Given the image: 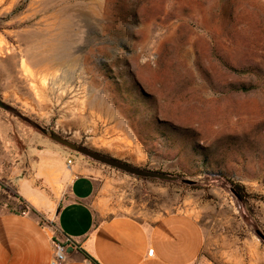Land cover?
<instances>
[{"label":"rangeland","instance_id":"374dc122","mask_svg":"<svg viewBox=\"0 0 264 264\" xmlns=\"http://www.w3.org/2000/svg\"><path fill=\"white\" fill-rule=\"evenodd\" d=\"M0 100V212L31 210L7 175L43 154L91 163L47 130L176 177L137 209L201 213L212 264H264V0H0Z\"/></svg>","mask_w":264,"mask_h":264},{"label":"crops","instance_id":"0c3cea01","mask_svg":"<svg viewBox=\"0 0 264 264\" xmlns=\"http://www.w3.org/2000/svg\"><path fill=\"white\" fill-rule=\"evenodd\" d=\"M39 159L30 175H7L31 210L0 212V264H50L53 242L65 240L61 264H212L215 241L226 239H212L201 213L137 209L152 184L80 160L67 166L53 153ZM214 258L240 264L229 248Z\"/></svg>","mask_w":264,"mask_h":264},{"label":"water","instance_id":"95a60500","mask_svg":"<svg viewBox=\"0 0 264 264\" xmlns=\"http://www.w3.org/2000/svg\"><path fill=\"white\" fill-rule=\"evenodd\" d=\"M0 109L2 110L6 109L5 104L1 100H0ZM41 132L44 135H47L55 143L69 149L70 151L75 152L76 154L81 155L100 165L119 171L126 175L140 179H151V180H158L163 182H175L178 180L176 177H172L155 171L143 170L141 168L116 160L114 158L107 157L106 155L100 154L98 152H94L85 147L74 144L54 133L48 132L47 130H41ZM184 183L187 185L193 184V182L191 181H184ZM255 234L261 241L264 242V236L259 231H256Z\"/></svg>","mask_w":264,"mask_h":264},{"label":"trees","instance_id":"16d2710c","mask_svg":"<svg viewBox=\"0 0 264 264\" xmlns=\"http://www.w3.org/2000/svg\"><path fill=\"white\" fill-rule=\"evenodd\" d=\"M5 106H6V109L4 111H6V112L12 111L11 107H9L8 105H5ZM107 157H109V156H107ZM89 161H91V160H89ZM91 163L92 164H98V163L93 162V161H91ZM98 165H100V164H98ZM158 173H160V172H158ZM122 174H124V173H122ZM163 174H165V173H163ZM165 175H168V174H165ZM169 176H171V175H169ZM130 177H132V176H130ZM172 177H174V176H172ZM132 178H135V177H132ZM135 179L143 180V181L161 182V183H173V182H163V181L151 180V179H140V178H135ZM225 181L228 183L229 189L232 192V194L239 201L244 202L250 198V196L245 193V189L243 186H241L240 184L234 183L232 181H228V180H225ZM22 212H24V211H22ZM32 212H34V211H32Z\"/></svg>","mask_w":264,"mask_h":264},{"label":"built area","instance_id":"2783aa9c","mask_svg":"<svg viewBox=\"0 0 264 264\" xmlns=\"http://www.w3.org/2000/svg\"><path fill=\"white\" fill-rule=\"evenodd\" d=\"M72 161H67V166H70ZM70 246V242L68 240L65 241H56L53 242L52 248H53V254H52V260L50 264H61L65 260V254L67 251V248Z\"/></svg>","mask_w":264,"mask_h":264}]
</instances>
